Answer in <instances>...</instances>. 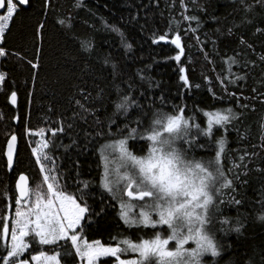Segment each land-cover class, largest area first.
<instances>
[{"label": "snow or ice", "instance_id": "1", "mask_svg": "<svg viewBox=\"0 0 264 264\" xmlns=\"http://www.w3.org/2000/svg\"><path fill=\"white\" fill-rule=\"evenodd\" d=\"M51 3L52 0H42L41 12ZM237 3L243 10L242 23L247 24L253 23L249 16L257 7L264 8V0H237ZM31 6L32 0H0V43L6 30L10 31V22L14 21L15 16ZM82 6L77 0L72 7ZM180 7L187 8L185 0H180ZM200 11L205 9L201 7ZM181 16L187 21H197L199 26L198 17L187 16L183 12ZM56 23L64 29L65 34L71 33L74 16L70 13L58 18ZM46 27V19L38 20L34 27V51L32 57L27 59L33 81L44 72L42 60ZM105 27L123 37L115 24ZM191 31L195 34V29ZM255 32H264V27H256ZM233 34L232 28H229L228 35ZM72 38L79 42V49L75 54L65 52L61 56L71 55L74 61L77 55L86 53L90 58L94 50L91 37L73 35ZM168 39L165 33L152 42ZM196 39L199 42V37ZM170 43L178 50L172 59L180 62L184 54L180 35L173 34ZM239 44L253 49L243 37H240ZM122 46L126 50L131 49L126 38L122 39ZM204 47L207 48L208 44ZM6 54L5 48L0 46V57ZM204 58L212 63L207 53H204ZM259 58L264 63V55ZM104 63L112 68V87L107 94L99 85H96L95 97L84 85H72L73 94L69 97L72 115L58 116L52 122L56 127L48 129L51 137H45L44 128L26 130L30 135L41 137L31 148L39 179L33 182L26 174L20 173L11 194L7 185L0 189V200L4 201L0 206V212H3L0 215V264H218L217 258L224 245L217 239V232L224 235L235 232L239 235L243 228L238 218L233 221L223 214L225 201L222 199L225 190L229 195L236 191L234 180L239 179V175L232 177V169L226 170L223 163L227 150L224 133L234 128L237 122H242L246 115L244 110L249 109V104L240 101L242 91L237 95L229 90L233 87L243 89L242 81L247 79V73L237 76L231 71L232 64L240 63L239 54L234 53L228 58V74L221 73L216 77L223 95H218L212 88L208 89L213 100L223 103L224 98L229 97L235 106L229 104L215 112H203V116L207 117L206 126L199 115L201 109L195 101L187 103L182 91L178 93L179 102L169 101L163 96L153 99L154 94L149 95L147 91L152 88L151 78L146 74L137 72L134 78H122L121 83L116 84L118 65L109 56L104 57ZM248 64L249 61H244L245 67ZM251 64L256 66L255 61H251ZM52 68L53 75L49 79L55 86L62 85V77L68 74L76 78L75 73L61 61H57ZM84 71L81 69L82 73ZM137 79L141 82L139 87L147 85L139 96L134 91L138 87ZM203 79L209 81L208 76ZM5 80L6 74L0 73V82ZM179 80L183 82V89L200 88L198 84H190L182 66L179 67ZM257 97H261V103H264V93L253 88L251 95L244 99L254 101ZM97 98L104 101L100 107L95 106ZM9 99L15 105L17 93L13 91ZM101 108L104 109L103 114ZM249 110L254 111V106ZM89 118L92 131L84 132L87 143L83 148L87 151L92 145L93 155L99 153L97 168L99 170L103 165V171L98 173V182L84 180L80 178L77 164V179L70 181L58 163L60 157L55 156L52 149L63 147L67 151L77 141L72 138L71 145H61L54 143V140L66 129L74 130L77 121L88 124ZM236 130L242 139L246 138L239 129ZM259 137L261 150L264 151V113L261 114ZM16 140L17 137L12 135L4 153L10 172L14 170ZM101 140L104 142L101 143ZM256 147L253 145V148ZM198 152L203 154L199 159L196 156ZM257 155L256 152L245 151L240 159L247 157L251 160ZM238 167L247 169V164ZM254 170L264 173V168L259 166ZM93 186L100 189L102 206L99 212H93L88 203L93 195ZM70 187L72 191H69ZM105 194L118 205L116 215L127 229L136 233L135 239L122 233L111 237L112 243L108 244L99 239L89 241L84 238L86 229L94 222L93 217L100 216L106 206H115L103 199ZM227 203L240 206L242 201L232 198ZM258 203L261 212L256 219L264 222V193ZM46 247L52 251L44 250ZM206 257L213 259L207 260Z\"/></svg>", "mask_w": 264, "mask_h": 264}, {"label": "trees", "instance_id": "2", "mask_svg": "<svg viewBox=\"0 0 264 264\" xmlns=\"http://www.w3.org/2000/svg\"><path fill=\"white\" fill-rule=\"evenodd\" d=\"M75 2L77 0H52L49 7L41 12L42 0H32V6L20 11L14 21L10 22V31L6 30L0 45L7 53L6 56L0 57V73L6 74V80L1 82L0 86V189L7 185L11 194L14 181L20 173L26 174L33 182L39 179L38 166L34 164L35 158L31 155V148L36 146L35 141L38 137L30 135L26 130L37 131L44 128L47 137H51L52 134L48 129L56 127L52 122L58 116L72 115L69 101V97L73 94L72 85H84L94 97L96 85L105 89V94L111 89L112 68L110 64L105 65V56H109L118 65L119 75L115 80L116 84H120L122 78H134L137 72H141V75L146 74L151 78L152 88L147 89L146 84L144 87H139L141 82L137 79L138 87L134 90L137 96L139 92L147 89L149 95L154 94L153 99L163 96L169 101L179 102L178 93L182 91L187 103L191 104L195 101L201 109L199 115L206 126L207 117L203 116V112H215L229 104L235 106V102L229 97H225L223 103L213 100L208 89L212 88L218 95H223L216 77L221 73L228 74V58L238 53L240 63L232 64L231 71L237 76L247 73V79L242 81L243 89L233 87L229 90L237 95L242 91L241 103L249 104V109L254 106V111L245 109L246 115L242 122H237L234 128L224 133L227 137V150L223 163L226 170L232 169V177L239 175V179L234 180L236 191L229 195L225 190L222 199L225 201L223 214L231 217L233 221L238 218L243 228L242 234L239 235L235 232L226 235L217 232V239L224 245L217 259L218 264H264V222L256 219L261 212L258 201L264 193V173L254 170L257 166L264 168V151L261 150L259 137L264 103H261V97H257L254 101L244 99L251 95L253 88L257 92L264 93V63L259 58L264 55V32H255L256 27H264V8L257 7L249 16L253 23L247 24L242 23L243 10L240 9L237 0H185L186 9L180 7V0H79L83 6L73 8ZM201 7L205 11H200ZM182 12L187 16L198 17L199 26L197 21L184 20L181 16ZM70 13L74 16V28L71 33L65 34L56 20ZM40 19L47 20L42 60L44 72L33 81L27 59L33 55L34 27ZM113 24L120 28L123 37L119 33L106 30V25ZM229 28H232L234 33L231 36L228 35ZM191 29H195V34ZM217 29L220 31L217 32ZM165 33L168 35V40L152 42L157 36ZM173 34L180 35L184 47L180 62L172 59L178 51L170 43ZM73 35L91 37L94 50L90 58L86 53L77 55L74 61L71 55L61 56V53L65 52L75 54L79 49V42L72 38ZM196 37H199V42ZM240 37L251 44L254 51L240 45ZM123 38H126L127 43L131 45L130 50L122 46ZM205 44H208L207 48L204 47ZM201 49L204 51L202 52ZM217 52L219 55H216ZM204 53L208 54L212 63L205 60ZM57 61H61L67 69H71L76 78L68 74L62 77V85H53L49 78L53 75L52 65ZM244 61H249L247 67L244 66ZM251 61H255L256 66H253ZM181 66L185 68V75L190 84L200 85L199 89L182 88L183 82L179 80ZM81 69L85 71L82 73ZM204 76H208L209 81H205ZM30 90L31 95H29ZM13 91L17 93L15 105H12L9 99ZM103 103L101 98H97L95 106L100 107ZM103 112L104 109L101 108V114ZM90 123L91 118L88 124L77 121L74 130L66 129L65 133L54 140V143L61 145H71L72 138L77 141L67 151L63 147L52 149L53 154L60 157L58 163L70 181L77 179L75 176L77 164L80 178L84 180L98 182V173L103 171V165L99 170L97 168L99 153L93 155L92 145H89L87 151L83 148L87 143L84 132L92 131L89 127ZM236 129H239L246 138L242 139ZM12 135L18 138L19 148L14 170L10 172L6 167L4 153ZM253 145L257 147L253 148ZM245 151L256 152L258 155L251 160L247 157L241 160L240 157ZM202 155L199 152L196 154L198 159ZM243 164H247V169L238 167ZM72 190L70 187L69 191ZM91 192L93 195L88 199V203L93 212H99L102 206L100 189L93 186ZM232 198L241 200L242 204L229 205L227 201ZM103 199L107 200L109 205H115L106 194ZM3 204L4 201L0 200V206ZM117 209L118 205L106 206L100 216H94V222L86 229L84 238L89 241L99 239L102 243L108 244L112 243L111 237L122 233L135 239L136 233L119 221L116 215ZM0 215H3V212H0ZM44 250L52 251L47 247Z\"/></svg>", "mask_w": 264, "mask_h": 264}, {"label": "water", "instance_id": "3", "mask_svg": "<svg viewBox=\"0 0 264 264\" xmlns=\"http://www.w3.org/2000/svg\"><path fill=\"white\" fill-rule=\"evenodd\" d=\"M28 8V7H27ZM26 8V9H27ZM13 105V104H12ZM18 148H19V140L17 138L16 142H15V150H14V167H15V161H16V156H17V153H18ZM7 152V145H6V150H5V153ZM5 159L7 160L6 156H5Z\"/></svg>", "mask_w": 264, "mask_h": 264}, {"label": "rangeland", "instance_id": "4", "mask_svg": "<svg viewBox=\"0 0 264 264\" xmlns=\"http://www.w3.org/2000/svg\"><path fill=\"white\" fill-rule=\"evenodd\" d=\"M0 45H1V43H0ZM0 86H1V82H0ZM44 135H45V137L47 138V134H46V132L44 133ZM39 139H41V137H38V140ZM133 211H136V209H133ZM191 246V245H190ZM206 258H208V257H206ZM211 258V257H210ZM102 259H107V258H102Z\"/></svg>", "mask_w": 264, "mask_h": 264}]
</instances>
